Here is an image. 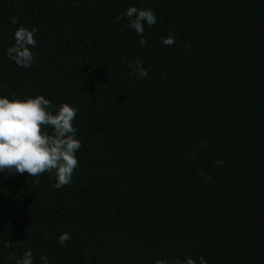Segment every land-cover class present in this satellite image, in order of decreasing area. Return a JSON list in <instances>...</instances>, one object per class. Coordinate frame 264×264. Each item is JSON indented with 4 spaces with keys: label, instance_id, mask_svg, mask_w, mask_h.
<instances>
[{
    "label": "trees",
    "instance_id": "obj_1",
    "mask_svg": "<svg viewBox=\"0 0 264 264\" xmlns=\"http://www.w3.org/2000/svg\"><path fill=\"white\" fill-rule=\"evenodd\" d=\"M0 264H264V0H0Z\"/></svg>",
    "mask_w": 264,
    "mask_h": 264
}]
</instances>
